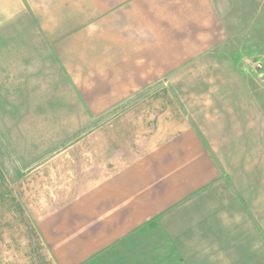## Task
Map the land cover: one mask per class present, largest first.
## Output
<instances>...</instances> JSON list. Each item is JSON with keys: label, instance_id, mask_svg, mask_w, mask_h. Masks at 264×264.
Masks as SVG:
<instances>
[{"label": "crops", "instance_id": "0c3cea01", "mask_svg": "<svg viewBox=\"0 0 264 264\" xmlns=\"http://www.w3.org/2000/svg\"><path fill=\"white\" fill-rule=\"evenodd\" d=\"M2 28L36 31L100 122L38 175L0 169V264H99L141 238L180 264H264V175L214 158L203 81L176 74L227 39L210 0H0Z\"/></svg>", "mask_w": 264, "mask_h": 264}, {"label": "rangeland", "instance_id": "374dc122", "mask_svg": "<svg viewBox=\"0 0 264 264\" xmlns=\"http://www.w3.org/2000/svg\"><path fill=\"white\" fill-rule=\"evenodd\" d=\"M210 1L227 39L176 74L203 81L195 86L207 106L197 118L214 158L237 172L253 159L254 175H264V0ZM94 122L36 31L0 29V169L9 181L38 175ZM141 239L142 252L121 243L99 264H180L170 245L158 244L155 258Z\"/></svg>", "mask_w": 264, "mask_h": 264}]
</instances>
